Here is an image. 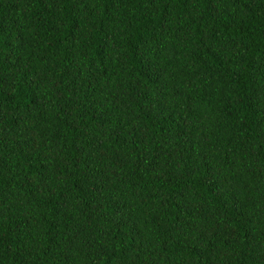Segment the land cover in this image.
Listing matches in <instances>:
<instances>
[{"label":"trees","instance_id":"trees-1","mask_svg":"<svg viewBox=\"0 0 264 264\" xmlns=\"http://www.w3.org/2000/svg\"><path fill=\"white\" fill-rule=\"evenodd\" d=\"M0 264H264V0H0Z\"/></svg>","mask_w":264,"mask_h":264}]
</instances>
